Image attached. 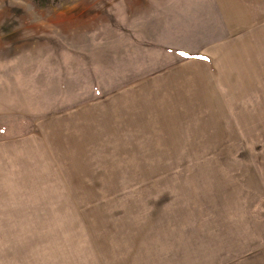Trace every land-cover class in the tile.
Listing matches in <instances>:
<instances>
[{"label": "rangeland", "instance_id": "obj_1", "mask_svg": "<svg viewBox=\"0 0 264 264\" xmlns=\"http://www.w3.org/2000/svg\"><path fill=\"white\" fill-rule=\"evenodd\" d=\"M263 232L264 0H0V264H264Z\"/></svg>", "mask_w": 264, "mask_h": 264}, {"label": "crops", "instance_id": "obj_2", "mask_svg": "<svg viewBox=\"0 0 264 264\" xmlns=\"http://www.w3.org/2000/svg\"><path fill=\"white\" fill-rule=\"evenodd\" d=\"M263 234H264V232H263ZM263 237H264V236H263ZM258 238H259V239H260V238L262 239V236L258 234ZM258 242H259V241H258Z\"/></svg>", "mask_w": 264, "mask_h": 264}]
</instances>
